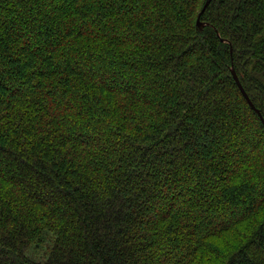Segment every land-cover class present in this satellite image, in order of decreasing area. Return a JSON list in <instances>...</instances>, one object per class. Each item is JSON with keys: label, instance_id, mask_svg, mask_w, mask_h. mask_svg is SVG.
<instances>
[{"label": "trees", "instance_id": "trees-1", "mask_svg": "<svg viewBox=\"0 0 264 264\" xmlns=\"http://www.w3.org/2000/svg\"><path fill=\"white\" fill-rule=\"evenodd\" d=\"M0 0V264H264V0Z\"/></svg>", "mask_w": 264, "mask_h": 264}, {"label": "water", "instance_id": "water-1", "mask_svg": "<svg viewBox=\"0 0 264 264\" xmlns=\"http://www.w3.org/2000/svg\"><path fill=\"white\" fill-rule=\"evenodd\" d=\"M209 0H206L203 7L201 8L200 12L198 13V16H197V19H196V27L198 30H202L203 27L206 25V23L200 21L199 17H200V14L203 12V10L205 9V7L207 6ZM231 69V74L238 86V88L240 89L241 93L243 94V96L245 97V99L247 100V102L249 103V105L258 113V115L260 116V119L262 120L263 124H264V120L263 118L261 117L259 111L253 106V104L251 103V101L249 100L247 94L245 93L240 81H239V78L237 76V74L235 73V71L233 70V68H230Z\"/></svg>", "mask_w": 264, "mask_h": 264}]
</instances>
